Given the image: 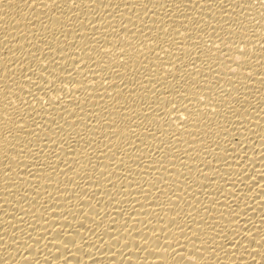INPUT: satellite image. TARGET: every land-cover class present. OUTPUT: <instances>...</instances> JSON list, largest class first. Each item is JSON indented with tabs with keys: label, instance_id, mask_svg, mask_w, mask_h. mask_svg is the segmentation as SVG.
Here are the masks:
<instances>
[{
	"label": "bare ground",
	"instance_id": "obj_1",
	"mask_svg": "<svg viewBox=\"0 0 264 264\" xmlns=\"http://www.w3.org/2000/svg\"><path fill=\"white\" fill-rule=\"evenodd\" d=\"M0 264H264V0H0Z\"/></svg>",
	"mask_w": 264,
	"mask_h": 264
}]
</instances>
